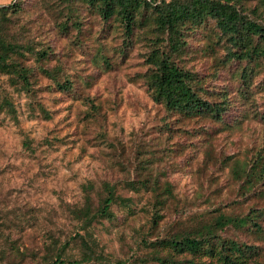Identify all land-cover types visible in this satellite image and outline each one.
Here are the masks:
<instances>
[{
	"label": "rangeland",
	"instance_id": "rangeland-1",
	"mask_svg": "<svg viewBox=\"0 0 264 264\" xmlns=\"http://www.w3.org/2000/svg\"><path fill=\"white\" fill-rule=\"evenodd\" d=\"M73 2L22 0L21 34L48 53L40 61L29 54L21 59L32 68L29 91L0 73V221L20 219L23 227L12 228L10 237L37 254L48 236L69 239L70 259L79 257L83 236L101 255L99 264H157L150 241L196 235L211 224L210 231L223 238L257 246L246 264H264V58L243 87L236 78L239 63L221 61L223 46L214 52L203 47L214 31L211 22L187 32L186 53L176 61L202 78L206 98L224 97L225 107L221 119L180 116L154 101L145 85L154 35L125 41L115 21ZM253 4L242 3L249 17ZM68 5L78 19L74 24ZM61 21L67 23L63 29ZM38 64L58 66L71 89L58 87ZM104 183L126 200L111 202L113 217H97L84 229L75 213L84 203V185H91L94 210ZM157 206L160 216L153 220ZM251 208L258 212L260 232L250 221L212 224L217 216H243ZM158 255L189 257L166 250Z\"/></svg>",
	"mask_w": 264,
	"mask_h": 264
},
{
	"label": "trees",
	"instance_id": "trees-1",
	"mask_svg": "<svg viewBox=\"0 0 264 264\" xmlns=\"http://www.w3.org/2000/svg\"><path fill=\"white\" fill-rule=\"evenodd\" d=\"M63 1L68 4L70 0ZM79 1L85 7L94 9L104 21H115V26H120L125 41H129L133 35L144 36L147 32L154 35L146 54L149 66L143 73L145 85L154 101L160 103L166 111L180 116L206 115L221 119L225 107L224 97L220 95L217 99L206 98L203 95L205 90L202 78L197 72L176 61L186 53L187 32L205 27L211 22L214 31L212 36L207 37L203 47L214 52L216 45H222L224 52L221 61L223 64L231 60L239 63L236 78L243 87H248L251 75L257 71L264 58V0H254L253 6L248 8L254 14L251 17L243 13L242 3L248 0H74ZM22 10V0L0 4V73L7 76L12 86L29 91L32 68L21 59L29 54L40 61L47 56L48 48L35 49L22 36V23L17 19ZM66 11L72 24L78 22L73 6L68 5ZM57 25L59 29H63L67 23L61 21ZM96 54H100L101 60L107 62V56L103 52L97 51ZM38 68L61 89H71V80L58 73V66L48 68L38 64ZM1 102L7 111H13L9 100L2 98ZM89 103L91 102L87 104ZM41 111L46 114L43 108ZM262 115L264 119V112ZM260 169L264 171V166ZM90 188L91 185H84V203L75 211L84 229L97 217L112 218L113 213L109 208L111 202L117 199L123 203L126 200L114 192L113 186L104 183V194L100 196L96 208L91 210L88 195ZM155 202L159 203V200ZM158 208L159 206L155 207L152 212L153 220L155 216H160ZM257 215L258 212L251 208L243 216H217L212 224L221 226L231 222L245 226L250 221L255 231L260 232L261 227L255 218ZM21 224L22 221L16 218L0 221V264H20L28 260H35V264H99L101 261L98 257L101 255L83 236H80L82 250L77 258L67 257L65 250L69 239L50 236L44 243V252L37 254L22 246L18 238L10 237L12 228L22 231ZM211 226L208 224L206 231L198 230L200 233L196 235L186 232L150 241L152 257L157 264H207L204 258H208L213 264H246L258 254L256 245L223 238L210 231ZM160 250H166L169 254L183 253L189 257L178 259L158 255ZM113 264L124 263L114 261Z\"/></svg>",
	"mask_w": 264,
	"mask_h": 264
}]
</instances>
